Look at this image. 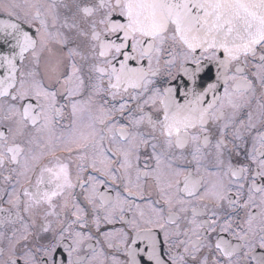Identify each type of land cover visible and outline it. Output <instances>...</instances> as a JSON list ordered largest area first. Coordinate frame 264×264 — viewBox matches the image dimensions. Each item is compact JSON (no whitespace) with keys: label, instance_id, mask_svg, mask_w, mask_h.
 Returning a JSON list of instances; mask_svg holds the SVG:
<instances>
[{"label":"snow or ice","instance_id":"obj_1","mask_svg":"<svg viewBox=\"0 0 264 264\" xmlns=\"http://www.w3.org/2000/svg\"><path fill=\"white\" fill-rule=\"evenodd\" d=\"M0 264H264V0H0Z\"/></svg>","mask_w":264,"mask_h":264}]
</instances>
